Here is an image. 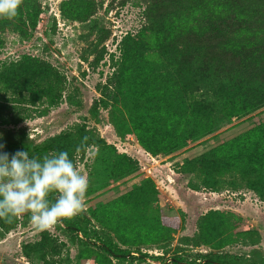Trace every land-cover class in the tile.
I'll return each instance as SVG.
<instances>
[{
  "label": "trees",
  "instance_id": "1",
  "mask_svg": "<svg viewBox=\"0 0 264 264\" xmlns=\"http://www.w3.org/2000/svg\"><path fill=\"white\" fill-rule=\"evenodd\" d=\"M145 1V23L136 34L127 33L121 40V56L110 80L111 87L106 86L107 98L102 99L105 107L112 105V121L122 137L133 133L148 152L168 154L182 149L189 140L216 132L233 117L246 116L264 107V0ZM65 3L63 11L74 18L87 19L96 7L91 0ZM40 12L39 0H23L17 17L0 19V29L27 32V27L36 25ZM65 81L58 68L34 56L25 55L5 63L0 72V121L17 123L23 119L25 107L10 102H59ZM84 137H88V146L94 144L101 150L102 158L96 159L98 172L115 170L123 177L137 169L136 159L126 154H117L118 159H114L112 146L94 131L82 127L45 141L43 156L45 149L51 154L67 151L69 158L74 159ZM23 139L24 136L15 141L0 137V144L5 145L0 151H30V158L40 159L41 154L28 150ZM183 166L202 175L204 187L218 189L224 182H239L264 199V121L187 159ZM148 182L134 186L108 209L112 219L119 215V224L112 223L110 227L123 237L127 247L111 236L102 238L105 223L94 220L95 216L101 218L96 211L92 216L81 213L80 221L63 220L66 229L78 239L95 240L102 252L96 257L99 264H112V258L148 256L140 244L152 233L167 241L171 229L160 222L154 224L151 217L157 188ZM132 206V213L128 212ZM126 215L135 217L133 224L124 220ZM224 218L219 211L202 218L204 241H210L211 229L219 231V237L224 234ZM218 220L221 221L215 224ZM89 224L93 226V236L86 228ZM152 225L155 228L147 231ZM243 236L254 243L258 231L249 230ZM226 241L223 238L217 250L195 252L191 262L242 264L225 250ZM184 260L182 255L175 254L170 263L181 264Z\"/></svg>",
  "mask_w": 264,
  "mask_h": 264
},
{
  "label": "rangeland",
  "instance_id": "2",
  "mask_svg": "<svg viewBox=\"0 0 264 264\" xmlns=\"http://www.w3.org/2000/svg\"><path fill=\"white\" fill-rule=\"evenodd\" d=\"M39 1L41 12L34 27H27V32L0 29V72L5 63L30 55L58 68L65 76V87L60 101L54 105L46 101L37 104L10 102L11 105H23L26 111L17 123L1 119L0 137L15 141L24 136L28 150L43 157L45 141L82 127L94 131L112 146L114 159H118L117 154H126L138 161L134 172L120 177L122 174L114 173L115 170L97 171L96 159L102 158L97 145H89L88 152L81 151L78 160L77 153L74 156V162L89 180L85 212L90 216L94 211L98 212L96 214L101 218L95 216L94 220L105 223L101 237L111 236L123 247H127L123 237L110 227L112 223L119 224V215L112 219L109 206L145 180L157 188L151 217L154 224L160 222L171 229L167 241L152 233L140 244L142 252L148 256L112 258V264H172L175 254L185 258L181 264H204L199 260L192 263V254L217 250L215 248L223 238L228 240L225 250L232 252L237 262L264 264V199L239 182L231 185L224 182L218 189L204 187L202 175L183 166L187 159L264 121V107L246 116L233 117L216 132L199 140H189L178 151L154 155L140 145L135 134L122 137L117 132L112 121V105L105 107L102 101L107 98L106 86H110L121 56V40L127 33L136 34L145 23L146 1L91 0L96 7L87 19L74 18L63 11V5L67 6L65 2L69 0ZM44 153L51 154V151L47 153L45 149ZM133 209L134 206L128 212L132 213ZM216 211L226 219L225 232L219 237V231L211 229L210 241H204L202 218L214 216ZM134 219L131 215L124 216V220L132 224ZM68 220L80 221L81 214ZM86 228L93 236V226L89 224ZM153 228L155 225L147 231ZM249 230L258 231L254 243L243 236ZM85 239H78L74 232L67 230L64 221L63 227L56 226L54 238L47 231L38 233L31 226L29 215L25 214L13 226L0 222V264H99L97 258L102 252L95 246L94 239ZM43 241H46L44 246ZM96 242L100 243L99 240ZM134 254L140 256V253Z\"/></svg>",
  "mask_w": 264,
  "mask_h": 264
},
{
  "label": "clouds",
  "instance_id": "3",
  "mask_svg": "<svg viewBox=\"0 0 264 264\" xmlns=\"http://www.w3.org/2000/svg\"><path fill=\"white\" fill-rule=\"evenodd\" d=\"M23 0H0V19L18 16ZM29 133V139H31ZM88 137L76 149L88 152ZM5 147L0 144V149ZM89 180L67 151L30 158L28 151H0V219L5 223L28 214L33 229L55 237L56 226L86 211ZM51 197V199H50Z\"/></svg>",
  "mask_w": 264,
  "mask_h": 264
}]
</instances>
